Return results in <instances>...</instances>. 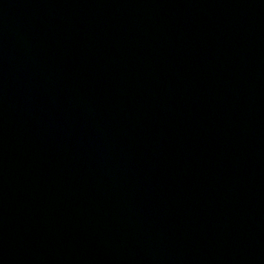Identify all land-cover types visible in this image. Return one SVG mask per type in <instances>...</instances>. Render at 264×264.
Instances as JSON below:
<instances>
[{
	"label": "water",
	"instance_id": "obj_1",
	"mask_svg": "<svg viewBox=\"0 0 264 264\" xmlns=\"http://www.w3.org/2000/svg\"><path fill=\"white\" fill-rule=\"evenodd\" d=\"M0 264H264V0H0Z\"/></svg>",
	"mask_w": 264,
	"mask_h": 264
}]
</instances>
